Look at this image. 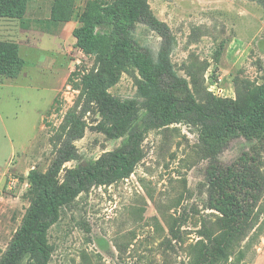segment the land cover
I'll list each match as a JSON object with an SVG mask.
<instances>
[{
	"label": "rangeland",
	"instance_id": "obj_1",
	"mask_svg": "<svg viewBox=\"0 0 264 264\" xmlns=\"http://www.w3.org/2000/svg\"><path fill=\"white\" fill-rule=\"evenodd\" d=\"M113 2L75 0L67 22L50 18L52 0L31 4L33 17H0L12 30L26 29L34 43L67 37L62 48L44 41L40 48L48 51L20 50L24 65L13 77L0 75V261L44 199L31 170L46 177L58 149L73 137L76 156L59 166V182L68 169L126 144V136L99 130L97 92L127 100L140 113L149 102L135 68L114 69L102 52L82 50L72 36L81 14L100 18ZM147 4L171 34L175 97L253 105L264 83V0ZM96 31L109 35L111 26ZM132 35L157 61L160 35L141 23ZM47 242V264H264V132L248 136L232 126L214 132L189 120L148 126L128 171L62 206Z\"/></svg>",
	"mask_w": 264,
	"mask_h": 264
},
{
	"label": "trees",
	"instance_id": "obj_2",
	"mask_svg": "<svg viewBox=\"0 0 264 264\" xmlns=\"http://www.w3.org/2000/svg\"><path fill=\"white\" fill-rule=\"evenodd\" d=\"M29 0H0V17L22 18ZM75 0H52L50 18L55 22L70 20ZM100 18L85 11L80 15V25L72 30L75 44L86 52H102L114 69L135 68L143 84L150 91L145 111L127 100L112 97L105 90L97 92L101 121L99 130L109 137L126 136V144L118 150L107 152L88 165L70 168L62 182L55 174L62 162L75 158L71 141H64L46 177L31 170L28 177L43 188L42 204H35L23 226L9 245L0 264H47L50 246L47 230L56 222L62 206L93 185L110 183L118 175L128 171L145 129L154 124H168L178 120L196 121L214 132L232 126L244 135L254 136L264 132V83L259 86L252 106L237 108L228 100L214 99L212 105H204L190 99L174 96L179 87L171 70L167 54L171 34L167 25L150 10L147 0H114L101 8ZM145 24L156 31L161 39L158 60L148 49L138 44L132 33L136 24ZM111 26L109 35L98 34L97 25ZM100 48H103L100 50ZM24 65L18 57V45L0 41V75L13 77ZM142 122V127L137 122Z\"/></svg>",
	"mask_w": 264,
	"mask_h": 264
},
{
	"label": "crops",
	"instance_id": "obj_3",
	"mask_svg": "<svg viewBox=\"0 0 264 264\" xmlns=\"http://www.w3.org/2000/svg\"><path fill=\"white\" fill-rule=\"evenodd\" d=\"M39 0H29L27 1V7H26V11H25V16L24 18H29V17H33L31 15L28 14V9L30 8L31 4H34L35 2H38ZM47 3H51V0H46ZM12 22L11 21H7L4 18H0V40H14L16 41L17 45H18V52L20 50L26 49V50H33V51H48L49 48L44 47V49H41L40 46L41 44H44V41H52L53 44L57 45L59 48H62V45H64V41L67 37H65V39L63 38L64 36L62 34H58L57 36H55L53 39L49 38V37H44L43 39H40L37 43L32 42L33 40H31V38H29V35L26 31V29L22 28V27H18V30H12L10 28ZM22 36H24V38H22ZM42 37V36H40ZM18 38H21L20 40ZM41 42V43H40ZM47 43V42H46ZM51 43V42H50Z\"/></svg>",
	"mask_w": 264,
	"mask_h": 264
}]
</instances>
